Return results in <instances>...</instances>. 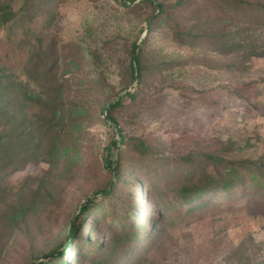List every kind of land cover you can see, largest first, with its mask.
<instances>
[{"label":"rangeland","instance_id":"rangeland-1","mask_svg":"<svg viewBox=\"0 0 264 264\" xmlns=\"http://www.w3.org/2000/svg\"><path fill=\"white\" fill-rule=\"evenodd\" d=\"M25 1L0 3L18 12ZM33 2L25 16L0 28V136H8L14 156H28L22 168L0 182V264L48 263L53 258L45 256L63 250L80 223L71 245L82 249L80 264H89L92 256L111 251L115 227L105 224L100 212L111 216L113 207L132 201L145 208L140 216L126 211L127 224L133 228L140 220L147 240L122 264H264V196L238 197L192 217H164L154 209L153 198L148 204L147 191L149 177L161 175L166 164L132 170L122 164L119 178L116 164L109 170L104 165L103 155L116 154L118 138L114 124L105 120V108L136 87L128 51L147 37V19L155 13L147 8L126 13L113 0ZM9 30H33L42 37L47 58L40 72L35 70V39L20 37L10 53L3 44ZM241 35L249 44L264 43V24L246 27ZM170 36L165 24L150 35L144 47L147 65L188 64L164 70L157 83H150L154 90L149 93L163 86L176 89L126 99V108L113 114L125 137L159 146L174 161L222 146L233 147L235 159L264 155V58L255 59L256 68L245 74L210 70L197 63L223 66L233 58L207 47L180 46ZM239 89L242 97L232 94ZM25 94L54 106L57 115L50 118L29 105ZM12 114L15 121L9 120ZM49 121L54 134L41 128ZM26 130L31 135L22 136ZM36 145L38 151H29ZM88 204L98 210L80 217Z\"/></svg>","mask_w":264,"mask_h":264},{"label":"trees","instance_id":"trees-1","mask_svg":"<svg viewBox=\"0 0 264 264\" xmlns=\"http://www.w3.org/2000/svg\"><path fill=\"white\" fill-rule=\"evenodd\" d=\"M113 1L118 8L126 13L147 8L152 10L155 15L147 19L149 23L147 37L140 44L133 43L128 51L129 71L131 79L136 82V87H132L133 91H128L118 101L109 103V106L105 108L107 113L105 120L114 124L118 134V138L113 142L116 154L108 152L107 155H103L107 170L116 164L115 175L116 178H119L122 173V164H126L127 170L139 166L142 169H147L155 163L159 167L166 164L167 169H164L161 175L152 174L149 177L150 188L147 191L148 204L153 198L156 202L154 209L160 211L164 217L173 214L179 217H192L199 212L208 211L216 204L229 202L238 197H249L250 194L264 196V155L257 159L246 157L235 159L230 156L234 148L222 146L214 152L201 151L196 155L180 157L174 161L168 155H164L159 146L154 147L141 138L128 140L119 123L113 117L115 112L126 108V99L144 100L145 97L167 88L176 89L173 85L163 86L149 93L154 90L150 83H157L159 78H162L164 70L171 71L177 67L185 68L188 64V61H161L155 67L147 65L144 58V47L149 44L150 35L155 33L161 24L168 26L170 38L180 46L207 47L213 53L233 58L231 63L223 66L211 63H197V65L232 75L245 74L254 70L256 68L254 60L264 58V43L249 44L241 41V33L246 27L264 24V2L260 0H177L175 3L165 0H158V2L156 0H139L138 3H135L137 0ZM25 2L26 6L18 12H15L10 4L0 3V28L11 26L15 20L22 18L30 11L34 5L33 0ZM35 6L44 8L37 4ZM20 37H24L27 42L35 39V56H37L35 70L40 72L43 62L47 58L43 49L42 37L36 36L33 30L24 32L9 30L3 40L8 52L11 53L16 49V40ZM232 94L242 97L243 93L239 89ZM25 100L29 105L44 111V114L50 118L57 115L54 106L42 102L35 96L25 94ZM12 119L15 121L13 114L9 117V120ZM50 121L41 128L47 133L54 134L55 127ZM41 128L37 127L36 130L39 132ZM31 132V130H26L22 136L31 135ZM23 138L27 139L28 137ZM9 140L8 136H0V182L14 175L28 158L27 155L14 156L9 148L12 145ZM37 145L29 151H38L39 146ZM128 147L133 148L132 153H122ZM127 156H129L128 160H126ZM172 161L173 163H170ZM211 170L214 172L213 174ZM73 171L74 173L78 172L75 169H72ZM111 194L113 191H109L108 195ZM92 209L93 211L98 210L97 205L93 204L90 207L89 204L86 205L80 211V217ZM113 209L114 214L111 216L109 213L100 212V218L105 221V224L113 223L112 225L115 227L110 232L112 235L111 251L92 256L88 261L89 264H122L124 258L126 262L131 256H136L142 246L146 244V225L140 220H136L133 228L130 227V223L129 226L127 224L130 221V214L134 216L142 214L143 209L138 208V201L121 204ZM79 225L72 228L71 240L69 239L63 250L60 252L54 250L49 256H45V259L53 258L46 264H80L83 255L82 249L77 250L71 245L72 239L80 228ZM117 225L120 229H117ZM136 227L138 230L135 229Z\"/></svg>","mask_w":264,"mask_h":264},{"label":"water","instance_id":"water-1","mask_svg":"<svg viewBox=\"0 0 264 264\" xmlns=\"http://www.w3.org/2000/svg\"><path fill=\"white\" fill-rule=\"evenodd\" d=\"M137 77H138V73H137ZM136 83V82H135ZM134 83V84H135ZM128 91H130V89H128L126 92H124L122 95H124V94H126ZM122 95H120L115 101H113L112 103H115L116 101H118L121 97H122Z\"/></svg>","mask_w":264,"mask_h":264}]
</instances>
